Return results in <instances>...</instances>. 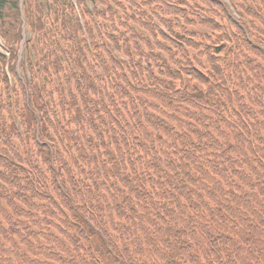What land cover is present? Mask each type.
<instances>
[{"label": "trees", "instance_id": "1", "mask_svg": "<svg viewBox=\"0 0 264 264\" xmlns=\"http://www.w3.org/2000/svg\"><path fill=\"white\" fill-rule=\"evenodd\" d=\"M0 36V264H264V0H0Z\"/></svg>", "mask_w": 264, "mask_h": 264}]
</instances>
